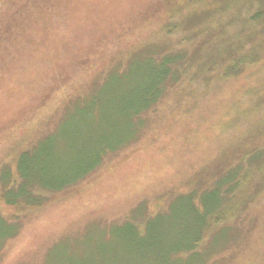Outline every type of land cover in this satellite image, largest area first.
I'll return each mask as SVG.
<instances>
[{
	"label": "rangeland",
	"instance_id": "rangeland-1",
	"mask_svg": "<svg viewBox=\"0 0 264 264\" xmlns=\"http://www.w3.org/2000/svg\"><path fill=\"white\" fill-rule=\"evenodd\" d=\"M184 1L0 0V174L14 170L18 155L43 137L54 131L60 136L70 117L66 131L71 130L57 157L67 171L86 161L91 148L121 143V122L110 107L121 102V70L129 60L168 50L162 26L188 17L190 29L171 39L185 37L183 47L196 59L235 30L223 29L219 17L225 11L217 0L202 2L210 14L202 25ZM3 4L22 7L15 10L16 20L6 21ZM173 4L181 21L172 16ZM203 59L193 61L194 73ZM211 76L195 82L187 75L168 88L136 145L110 153L95 172L41 207L20 213L4 207L1 194L9 184L0 181V209L18 226L14 236L0 240V264H121V242L129 243L124 226L141 229L144 215H159L153 224L163 233V247L176 246L183 208L172 199L178 193L188 186L210 187L223 168L252 151L262 152L264 166V72ZM137 80L131 76L130 82ZM87 108L92 119L83 115ZM82 125L90 137L73 133L71 141ZM256 172L242 179L226 230L188 264H264V175ZM62 177L54 175L52 183L74 175ZM165 210L169 213L156 214ZM8 228L0 222V238ZM169 264L186 263L170 259Z\"/></svg>",
	"mask_w": 264,
	"mask_h": 264
},
{
	"label": "trees",
	"instance_id": "trees-1",
	"mask_svg": "<svg viewBox=\"0 0 264 264\" xmlns=\"http://www.w3.org/2000/svg\"><path fill=\"white\" fill-rule=\"evenodd\" d=\"M203 1L185 0L183 4L185 8L196 10L201 25L205 21L204 19L210 16L204 3H202ZM217 1L218 4L220 3L221 9L225 11L219 17L225 26L223 29L225 31L235 29L228 39H225L222 44L215 48L217 52L214 49L203 51L196 59L194 54L191 52L190 54L183 47L184 42H187L185 37L172 41L171 38L175 37L174 35L178 31L190 29L188 28L190 27L188 17L184 18L183 23H169L165 27L162 26L160 35L171 42V44L168 43L169 46L167 45L168 50L164 53L154 52L149 57L139 58L140 60H129L125 63L127 64L125 68L121 70V89L124 88L121 90V102L110 105L116 114L113 117L114 120L118 119V122H121V143L113 147L96 146L91 148L89 155H85L84 160L86 161H83L82 164L76 160H74L75 163L72 161L73 164L78 162V166H75L76 169L67 171L64 165L58 164L57 157L64 150V144H61L64 142V136L71 130L66 131L72 123L70 117L63 126L67 128L62 130L60 136H57L58 132L54 131L43 137L31 148L18 155L14 170L10 168L3 170L0 174V181L9 184V186L3 185L4 192L1 194L3 206L14 208L19 213L25 212L27 209L41 207L49 200V196L73 188L85 176L95 172L96 168L101 166L102 161L110 153H114L120 148L123 150V148L136 145L141 139L142 129L145 128V120L164 100L168 88L179 85L187 75L189 80L196 82L197 79L201 81L210 79L213 73L218 77L238 78L247 72H255L256 75L260 74L261 71L264 72V0ZM172 6V16L180 17L181 21L183 19L180 15L181 10L176 8L175 4ZM2 7L5 8L3 11L7 13L6 21L16 20L14 17L15 10L20 6L10 8L3 4ZM216 22L218 24V21ZM204 27L207 28L208 25ZM122 31L126 33L128 30L123 29ZM200 32L202 33L201 29ZM124 33H121V38ZM193 34L191 32L189 35ZM205 34L208 35L207 32ZM9 35L15 36V33ZM191 43H194L193 40ZM201 58L204 59L199 61V71L196 74L194 73L193 61H198ZM190 73L193 74V77L189 75ZM131 76L138 78L136 85L130 82ZM83 111V115L92 119L91 108ZM80 124H86V121L84 120ZM73 133L76 134L75 137L77 135L78 137L82 135L90 137L91 132L88 128L84 129L82 125V128H76L72 131L70 134L71 141ZM88 140L86 138V142ZM91 153L92 157L86 158ZM244 156H246L245 159L243 157L237 158L233 167L230 164L223 168L221 173L219 172L221 175L214 180L210 187L199 188L194 186L195 188H193L188 186L187 188L190 187V189L178 193L179 195L172 199L173 202H180V207L183 208L182 211H179L182 213L180 216L182 220L181 223L176 222V232L170 229L175 232L174 242L176 246L163 247L161 232L157 233V228L153 224L159 215H144L146 213L141 212L145 218L143 219L144 222L140 223L143 224L141 229L137 225L134 226L133 223L125 225L123 231H125L124 235L129 243L125 245L121 242V264H136L135 261L137 260L138 264H169L170 259L184 261L188 264L192 260H199L200 250L212 248L211 246L216 242L219 233L226 230L228 218L234 216L231 214H235V206L238 205L235 202L240 198L238 191L244 176L247 177L253 171L264 175V166L261 162L262 152L259 150L252 151L248 156L246 154ZM91 158L92 164H90ZM85 166L88 168L82 169ZM56 174H62L64 179L68 176L74 175V177H70L57 185L52 183L57 179L54 178ZM2 211L0 209V222L7 223L10 228L0 240L14 236L18 227L14 222L9 224L8 222L12 219L11 216L8 220ZM167 213L169 210L156 214ZM113 237L111 234L107 236L106 240ZM121 240H123L122 235Z\"/></svg>",
	"mask_w": 264,
	"mask_h": 264
},
{
	"label": "bare ground",
	"instance_id": "bare-ground-1",
	"mask_svg": "<svg viewBox=\"0 0 264 264\" xmlns=\"http://www.w3.org/2000/svg\"><path fill=\"white\" fill-rule=\"evenodd\" d=\"M38 234V233H37Z\"/></svg>",
	"mask_w": 264,
	"mask_h": 264
}]
</instances>
